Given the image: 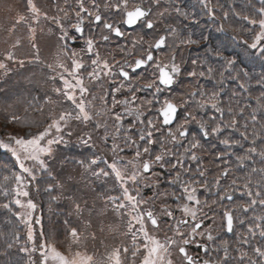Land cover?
Here are the masks:
<instances>
[{"label":"snow or ice","instance_id":"snow-or-ice-1","mask_svg":"<svg viewBox=\"0 0 264 264\" xmlns=\"http://www.w3.org/2000/svg\"><path fill=\"white\" fill-rule=\"evenodd\" d=\"M154 3H159V0H153ZM86 4L88 6H86ZM100 4L96 0H74V4L69 3V0H65L64 7H57L58 13L63 15L49 16L46 11H42L37 6L35 0H27V13L18 14L15 23L9 32H12L17 24H28V31L31 34V39H35V28L31 26L33 23H37L41 17L45 20H51L60 28L61 36L63 40L69 37V33L64 26V22L69 20L71 16L75 17V23L71 24V28L76 32L84 35V22L88 19L91 24L102 25L103 30H107L108 34H102L100 39L104 42L109 41L110 36L114 34L116 37H124L125 33L121 30L120 25H126L128 27L137 26L141 22L144 23V27L151 30L155 27V21L149 19L150 10L145 8L142 3H133L130 6L129 0H116L115 3H104L105 9H114L119 11L121 20L116 22H110L104 19L101 15ZM179 11V9H177ZM211 12L212 10L209 9ZM260 14L259 19H250L248 16H244L243 19L249 20L253 25H258L259 30L254 32L252 36V42L249 47L257 49L258 46L264 47V7L258 10ZM163 12L159 13L163 16ZM227 13L224 14L227 18ZM31 20V23H29ZM174 27L170 28L168 35H174L176 33ZM206 39V38H205ZM20 40L17 39L13 48L19 45ZM197 41L181 40V44H194ZM84 47L79 50H69L67 46H60L56 58L53 63L46 65L48 69L55 73L50 79L55 80L57 77L62 82L61 87H54L53 91L58 95L64 97L65 100L71 102L74 105L73 110L62 109L56 112L54 109L50 110L46 117L42 121L29 122L27 117H21L16 114H11L8 123H26L31 128V124L37 125V131L31 130L24 134H8L6 138H0V149H3L11 154L15 159L16 165L19 167V171L13 172L11 176H5V180L14 181L11 190L8 187L0 184V195L11 196V204H15L20 211H16L13 214L22 223L27 226V240L32 242L34 240L33 220L36 224L40 223L39 217H34L33 212L37 208V204L31 199L29 193V185L37 181L38 175L47 173L49 177L52 176V172L49 169L47 159L50 158L54 151V146L65 143L64 134L71 136V131H68L72 121H78L83 124H87L95 118V116L101 115L99 111L93 112V100L97 99L96 96H92V100L87 99L90 93V85L99 83L102 78H106L109 84L114 85L111 90L104 89V95L99 99L104 103V114H111L115 120V132L112 133L114 142L111 145V152L113 160L107 164V167L111 170L105 171L99 169L98 171L91 172L93 176L109 177L110 175L115 178L121 189V196H102L106 202H110L114 205V210L118 214H122L121 210L128 209L127 216L129 217L126 224V231L122 233L125 237L131 236L132 245L129 247L123 242L114 244L111 247L105 248V252L97 257L94 252H89L83 245L82 233L78 232L76 228H72L69 234V241L65 251H60L56 244L52 240L43 239V232H41V242L38 245H33L31 250L27 247L21 248V251H37L40 252V264H176L173 257V249L180 257V264H230L231 253L229 251V242L223 241L215 251L222 249L223 256L219 259H213L210 255V250L207 244L199 245L202 251L209 258L204 259L202 257L193 256L189 254L187 246L194 243V237L196 235L207 236V241H214V236L211 232L212 225H209V229L203 232L198 231L201 229L203 220L198 217V213H203V206H209L208 201H201L197 195L198 190H209V183L206 179L201 181L199 179L185 180L184 176L191 173L189 167H185L186 160L191 162H197L196 175L203 178L206 173L202 170L200 163L201 158L197 155L196 150L201 148L200 140L195 136L189 140L187 146L182 145V141L188 137L190 123H196L203 136L206 138L210 134L216 135L221 133L223 129H233L239 131L238 125L240 121L237 119V115L233 114L231 107L227 108V113L231 116L229 121L216 122L214 126L206 121L198 120L191 111L184 113V119L178 123L175 129L170 126L175 122L178 116V111L181 108L186 107L190 101H194L196 106L200 109L205 107H211L216 112L223 116L225 109L220 106V92L213 91L207 93L202 87L194 88L187 92L185 95L187 98L181 97V102L177 104L174 99L165 98L160 103V107L156 108L157 119L153 120L151 117L142 119L144 116L143 106L146 105V110H151L154 103L153 100H145L141 105H136L137 92L142 89H155V94H161L165 90L171 91L172 86L176 83V77L181 73V65L176 62L175 53L172 52L165 57L161 58L156 55L158 51L164 48H170L168 44V36L159 35L153 37L151 40H145L143 36L134 38L132 40V47L128 49L126 46H117V50L124 56L135 57L134 59H122L116 60L112 54L102 55L97 48V40L94 35H88L84 38ZM140 45L142 51L136 54V46ZM144 45H147L144 47ZM33 48H36V44H32ZM88 57L90 64L85 60ZM6 60H15L14 52L10 49L5 53ZM39 60V56L36 57ZM70 62V63H69ZM23 64V61H20ZM228 65H232L234 61L228 60ZM193 65L197 64L196 60L192 61ZM91 67V71H87L88 67ZM151 67V79L147 83L140 85L139 88L135 87V84L144 77L136 76L138 70ZM6 68V64L0 61V69ZM86 71L87 81L82 73ZM208 73H212V69H208ZM188 76L194 77L197 75L195 71L187 73ZM204 72H200L199 76L203 77ZM241 88L245 85L241 84ZM123 91H128L131 96L124 97L123 99H117L116 94ZM111 95V107L107 106L106 96ZM199 96L200 99L195 98ZM257 108L253 109L250 114V120L253 126L257 123V112L264 113V93L259 97H256ZM53 101L50 97L44 98V104L39 106H33L32 102H29L28 107L24 109L25 113L29 112V108L34 112H39L41 116H44V110L46 104H52ZM124 106L123 113L115 112L117 106ZM244 108L239 109L238 115H242ZM125 115L134 117L132 123L128 125V128H123L122 121ZM162 118V119H161ZM215 119L214 117L212 118ZM96 128L106 127L99 121L96 123ZM142 126V127H141ZM168 126L166 133L163 132L164 127ZM244 131L240 132V136L243 140L248 141L251 137L250 143L253 145L249 147L246 153L242 156H238L237 160L240 165L243 166L246 160H251L254 155H258L261 161L264 162V147H261L258 151L255 146L257 140L264 139V131L257 133L252 131L249 133L248 124L243 125ZM261 130H264V124H261ZM210 128V132H209ZM123 132V140L125 147H135L134 155L125 159L120 156L119 153L124 151L119 144L115 142L119 139V134ZM135 133V136L130 134ZM159 135V138H154ZM87 135V134H86ZM108 133H105V139H107ZM91 142V136L88 135V139L83 140L84 144ZM220 143L225 146L239 145L241 141L233 140L231 138H224L220 140ZM141 144L143 145L141 147ZM159 144V151L153 154V146ZM180 145L184 147V151L176 154L167 145ZM224 153H218L216 158L222 159ZM175 156V161L166 160V157ZM147 157V158H145ZM101 157H93L88 160L87 163L79 161L78 163L84 168L86 172L91 171L93 165H96ZM107 163V161H105ZM167 169L171 172L174 171L175 175L168 181L169 184L178 185L181 189L179 194L175 192L169 193L167 191L163 193H153V196L143 198L141 195V184L149 186L158 190L159 181L158 173H152L151 176H146L154 166H159L161 169ZM229 169L224 168L215 178L212 187H220V177L227 176ZM260 174V180L253 182L252 174ZM151 181L150 185H147V181ZM136 186L134 188L129 187V183ZM257 190L253 191V185ZM196 185H199V189ZM236 180H232V187H235ZM58 186V185H57ZM243 190L249 197V200L243 204H237L234 208L224 207L220 215L222 229L227 232L234 231V224L238 221L240 224H245L246 220L240 218V213H248L253 211L257 205L262 209L261 213L253 214L250 217L246 232L238 236V241L242 245L250 244V238L259 237L264 238V167L251 169V173L245 179L243 184ZM54 189L53 184H48L46 191H52ZM239 190V189H236ZM135 192V194H133ZM171 196L175 201L176 210L182 213L181 217H176L171 205L162 204L161 213L165 214L170 220H174L175 224L169 225V229L172 235H165L161 240L155 231L150 232L146 226V222H150L154 230L159 229V217L153 211L151 205L156 199L163 197L167 199ZM218 200L211 201V204L216 205L219 201L227 199L233 200V194L231 188H225L222 192L217 193ZM53 200L57 199L56 196L52 197ZM191 202V203H189ZM5 209H10V203H4L0 205ZM77 211L80 210V205L75 204ZM204 219L215 220L216 214L209 218L206 213H203ZM190 218V220L188 219ZM187 232L181 231L182 227L190 225ZM90 227L89 222H85ZM138 226V227H137ZM103 231V229H101ZM92 239L95 240V233H92ZM142 237V242H141ZM13 239L17 242L19 240V234H15ZM6 247L11 249L12 243H7ZM237 253L235 260L236 264H264V247L254 246L251 248V254L243 247L235 248ZM29 264H35L29 256Z\"/></svg>","mask_w":264,"mask_h":264},{"label":"trees","instance_id":"trees-1","mask_svg":"<svg viewBox=\"0 0 264 264\" xmlns=\"http://www.w3.org/2000/svg\"><path fill=\"white\" fill-rule=\"evenodd\" d=\"M220 1L222 0H159V3H154L153 0H129V3L131 5L133 3L145 2V4L151 6L152 17L159 27V29L156 30L164 31L167 34L172 27L177 30L174 35H168V44L171 45V47L167 49V53L174 52L176 54V62L181 65L186 75L190 71H195L197 73L196 76L191 78L192 80L196 81L197 79L203 78L199 76L200 72H204V76L208 75L207 66L209 64L208 58H210V67L212 69V74L210 75V93L214 91L215 87L218 88V82L215 78L219 75L218 71L223 70L224 73L219 76L221 78L220 80L224 83H222V88L218 89H220L221 96H223V98H220L219 100L220 106L224 108L225 111L223 116L217 112L218 118L222 121H229L231 116L227 113V108L231 107L233 109V114L237 115V119L240 121V124L238 125L239 131L234 130L231 135L226 138L239 140L241 143L231 147L227 146L228 151L223 155V159L228 160L226 168L230 171L226 178L221 179L220 185L222 189L228 188L226 182L231 176H233L242 183L240 184V188H243L242 186L245 179H247L251 173V169L253 167H264V162L261 161V158L258 155H254L251 160H246L243 166H241L237 160L238 156L244 155L247 149L253 146L250 143L251 137L248 141H245L240 136V132L245 130L243 125L245 123L248 124L249 133L252 131L261 133L264 131L261 130L260 127L261 124H264V113H256L257 123L254 126L250 120V114L253 112V109L258 107L255 98L264 93V88H262L264 87V70L261 69V67H264V52L257 54L255 51L246 49L243 44L231 47L235 35H225L229 34L225 32L228 31L227 28L240 26L239 23L242 20H236L235 16L237 14L239 15V13L246 12L251 16L255 15L258 7L252 4V2L254 3V0H233L231 3H228L226 0H224L225 3H221ZM35 2L37 5L39 4L42 11H46L50 17L58 14L61 16L63 15V13L57 12V7H64L65 0H35ZM96 2L101 6V14L107 17L109 10L104 8V3L108 2V0H96ZM210 2L214 5L213 10H215L216 7H221L223 11L228 14L227 18L222 20L225 21L226 25L229 27L224 29L222 26L216 24L211 26L210 19L207 18V14L210 13ZM69 3L74 4V0H69ZM90 3L91 0H89V4ZM177 9H179V11H177ZM161 12L164 13L163 16L159 15ZM18 14L28 15L27 0H0V57L5 56L6 51L10 49L14 52L16 57V63L11 64V69L8 74L0 76V138L7 136L10 133L24 134L30 130L32 132L37 131V125L35 123H32L31 128H29V125L26 123H8V120L10 119L11 114L14 113L21 117H27L29 122L33 120L42 121L41 118L43 119L46 117L48 112L53 110L56 105L57 93L53 91V88L61 87L62 85L59 79H50L51 75L40 85H35L34 82L38 74V68H40V66H37L38 60L35 56H40V54H42L43 57L44 52L40 47L44 48L46 46V42L50 40L54 32L56 36H61V32L57 30V25L51 20H45L43 17H41L37 23L31 24L36 31H42V34L38 35L42 46H37V36L34 40L31 39V34L28 31V24H17L15 29L12 32H9V29L12 28ZM229 15H232L230 19H228ZM29 23H31V20H29ZM74 23V16H71L69 20L64 22V26L68 32L72 31L71 24ZM42 37L44 40L41 39ZM189 38L197 41V43L181 44V40H187ZM17 39L20 40V43L13 48L12 46ZM33 43L36 44V48L32 47ZM55 47L51 48L50 51L52 52L55 50ZM220 47L222 49H220ZM242 47L243 50L241 49ZM18 50L21 51L20 55L16 54L18 53ZM222 53H224L225 59L223 61H218V57ZM233 56H237L238 59H232L234 63L228 66L227 61L229 60V57L233 58ZM239 58L244 59L245 61L240 60ZM193 60L197 61L196 65L192 64ZM20 61H23V64H21ZM239 66L241 68L238 70L237 67ZM252 67H254V69H250ZM237 70L239 72V75H237L239 85L232 82L227 73V71H234L238 74ZM255 71H260V74H255ZM245 72H247L246 76L244 75ZM38 82H40V80H38ZM241 84L245 85V87L241 88ZM37 95H39V98H37ZM46 96L50 97L53 103L50 109L44 112L43 117L39 112L32 111L31 108H29L27 114L25 113L24 109L28 107L29 102H32L33 106H39L42 104V101ZM58 100L62 105L67 107L68 110L74 109V105L64 98H59ZM241 108H244V112L242 115H238L239 109ZM211 109L212 108L210 107V110ZM225 134L226 132L223 130L218 134V139L222 138V136L225 137ZM81 146L82 143L78 144L76 142H69L66 148L65 145L61 146L65 151L64 154L61 155V158L67 163L79 164L76 172V178L79 181L78 184L72 185V192L82 194L85 191H89L88 187H90L94 189L95 194L99 196L101 195L100 198L109 195L120 196V188L116 181H113L112 186H110L107 177L95 176L94 180H92L93 177L90 171L86 173V176L90 178V180H87V189L85 188L84 180L87 177L85 178L83 175H78L82 170L81 164L78 163L80 161L79 157L83 154V148ZM255 146L259 151L261 147H264V139L257 140ZM214 151L215 153L224 152L222 146L215 144V138ZM92 152V147L85 149V154L87 155H92ZM75 155H78L79 157ZM94 156L96 157L95 148L92 157ZM48 161L50 171L55 172L56 168H54L53 165H58L57 159L53 157L52 159H48ZM101 163L98 162L96 165H93V170L98 171L99 169H104L105 171H108L103 166L104 164L102 163V165ZM217 164L220 165V162L215 158L216 166L214 165V167L216 176L220 171ZM59 167L60 170H62V166ZM17 171L19 170L15 163V159L8 152L0 149V184L11 190L14 181H6L4 178L5 176H11L13 172ZM62 174L63 173H60L58 178H60ZM252 180L253 182L260 180V174H252ZM48 184H52L51 178L47 173H42L41 175H38L37 181L31 184L28 188L30 198L37 204L38 214L41 217L37 242L34 244H29L24 225L13 214L17 211V208L15 204H11V196L0 195V205L10 203L11 209H5L0 206V264H29V256H31V258L41 257L39 250L34 252L21 251V248L25 247L31 250L33 245H36L38 249V245L42 239L41 232L44 234L43 239L52 240L57 248L61 251H65L69 241V225L76 228L78 232H81L83 237V234H90V237L86 239L87 241L83 239V245L89 252L96 253L98 258L105 252L104 250L106 246L109 247L110 245L121 242L127 244V241H125V238L122 235L125 225H122L120 221L123 220H119L117 216L114 217L111 213H109L108 216L106 214H98L97 206H101L98 201L93 202L86 207L88 210L91 209L93 211L89 216L88 221L87 214H85L84 211L75 212L74 209H71V211L74 212L71 213L70 210H68L69 208H73L69 198H72V195L75 194L60 195L62 200L57 205H54L56 202L52 199L51 193H53V190L55 189L50 192L46 191L45 189ZM109 189H111V192H109ZM256 190L257 188L254 183L253 191L255 192ZM73 199L72 202L74 204L78 203L80 205L77 195H75ZM243 199L244 198L235 196L234 200L229 204V207L235 205V201H242ZM101 201L103 203V198H101ZM261 211V208H258L257 210V207H255L253 211L246 214L240 213V215L247 218L251 213L259 214ZM101 219H104V221ZM123 219H126V217ZM86 221L90 223V227L86 225ZM236 225L237 222L235 223V228ZM109 227H112L113 229V232L110 234L114 237L113 241L111 236H106L104 234H99V236H97L98 230H106ZM84 229H86V231ZM92 233H95V240L92 239ZM15 234H19L18 242L13 239ZM251 239H253L251 244H239V246L248 250L250 254L252 247H264V238L259 237L258 234ZM229 241V251L231 253L230 264H233L234 261H236L235 257L237 253L235 252V248H237V246L236 242L233 244L232 238H230ZM101 242H104L105 247H102ZM7 243H12L13 247L8 249L6 247Z\"/></svg>","mask_w":264,"mask_h":264},{"label":"rangeland","instance_id":"rangeland-1","mask_svg":"<svg viewBox=\"0 0 264 264\" xmlns=\"http://www.w3.org/2000/svg\"><path fill=\"white\" fill-rule=\"evenodd\" d=\"M226 1L228 3H231L233 0H226ZM108 2L109 3H115L116 0H108ZM220 2L222 3V2H224V0H222ZM210 4H211L210 5V9L212 10V12H210L209 14H207V16H208L207 18L210 19L211 26H213L214 24H216V25L222 26V28H224V29L226 27H229V26L226 25L225 21L222 20V19L225 18V16H224L225 12L223 11V9L221 7H216V9L213 10L214 9V5L211 2H210ZM252 4H254L256 7H258V9L256 10L255 15H252L251 16V15H249L246 12L239 13V15L237 14L235 16L236 20L237 21L242 20L239 23L240 26L239 27H230V28H227L228 31H225V32H227L229 34H225V35L226 36L227 35H229V36L235 35V38L233 39V43L231 41V43H232L231 47H233V46H239L240 44H243V45H245V48L246 49L251 50V51H255L257 54H260V53L264 52V47L258 46L257 49H252V48L249 47V44L252 42V36L254 35V32L259 30L258 25L251 24L249 22V20H245V19H243V17L244 16H248L250 19H259L260 18V14H259L258 10L261 7H264V0H254V3L252 2ZM37 6L40 7L39 4ZM226 8H228V7H226ZM108 10H112L114 12H118L119 13V11H116V10L111 9V8H109ZM231 16L232 15H229L228 16V19H230ZM85 20L88 21V19H85ZM88 24L86 25V36H88V35H94V38L96 40H98L99 35H102L103 34V33L98 34V32H100L101 29H99V28H97L95 26H94L95 27L94 28L93 27V24H91L90 22ZM57 30L60 32V28L58 26H57ZM39 34H42V31L41 30L39 32L38 31L35 32V37L37 36L36 37V43H37V46H39V45L42 46L41 45V42L39 41V38H38V35ZM41 39L44 40L43 37ZM67 40H68L67 38L61 40L60 37L56 36V34L54 32L52 34V37L50 38V40H48L46 42V46L44 48L43 47H40V49L44 52V55H43V57H42V54H40V56L38 55L39 56V60L37 61L38 62V65L37 66H40V68H38V74H37V76L35 78V81H34L35 82V85L36 84H39L40 85L42 82H44V80L48 76L51 75V77H52V76L55 75V73L52 72L50 69H48L46 67V65L49 64V63H53L54 62V60L56 58V55H57L58 51L60 50L59 49L60 46H66ZM81 44H82L81 47H84L85 46L84 45V40H83V42ZM53 47H55V50H53L51 52L50 49L53 48ZM97 48H99L98 47V44H97ZM220 49H222V48L220 47ZM241 49L243 50V47ZM223 50H226V49H223ZM16 54L17 55H20L21 54V51L18 50V53H16ZM222 54L224 55V53H222ZM222 54L219 55L218 61H220V58H221ZM35 57H37V55ZM232 59H238V58H237V56H233V58L229 57V60H232ZM239 59L240 60H244V59H241V58H239ZM0 61H3L6 64V68L0 69V76L7 75L8 72H9V70L11 69V67H10L11 64L16 63L15 60H6L5 59V56L0 57ZM87 61H89L88 60V57H87ZM89 64H90V62H89ZM237 68L239 70L241 67L239 66ZM250 69H254V67H252ZM261 69L264 70V67H261ZM238 70H237V73L238 74H236L234 71H231V72H228L227 71L230 80L232 82H235L237 85H239V83H238V76H237V75H239ZM87 71H91V67L90 66L87 68ZM225 72H226V67H225ZM222 73H224L223 70H219L218 71V74L219 75H221ZM246 73L247 72L244 73L245 76H246ZM254 73L255 74H260V71H255ZM34 75H36V74H34ZM82 75H84V77H85V82L88 83L87 76H86V71H84L82 73ZM219 75H217V78H215V79L218 82V88H222V83H224V82H222V80H220L221 78H220ZM210 78H211V76H210ZM58 79L59 78L57 77L56 80H58ZM263 79H264V77H263ZM38 80H40V82H38ZM60 83L62 84L61 81H60ZM111 87H114V85L109 84V82H108V80L106 78H102L99 81V83H95L93 85H90V93H91V95H89L87 97V99L92 100V96L93 95L97 97V99L93 100V102H92L93 103V108L91 109V111H93V112L99 111L101 113V115L95 116V118L93 119V121L87 123L86 125L83 124V123H81V122H78V121H72L71 124H70V127L68 129V131H71L72 135L69 136V135H67V132H65V134H64L65 143H61V144H58V145H55L54 146L53 154H52V156L50 158H48V159H52L54 157V158L57 159V163H58V165H53V167L56 168V171L55 172H52V176L50 177L51 180H52V184L54 185V189H55V190H53V193H51V194H52V197L53 196H56L57 197V199L54 200L56 202V204H54V205H57L62 200V197H60V195H64V194H67V195H69V194H75V195H77L78 196V202L80 203V206H81L79 211H84V213L87 214V220L88 221H89V216L93 213V211L91 209L88 210L86 207H88L89 204L98 201L101 206H97V213L98 214H106L107 216L109 215V213H111V215H113L114 217L117 216V218H119V220L120 219L123 220V221H120V223L122 225L123 224L125 225V228H124V231H123V232H125L126 231V224H127L128 219H129V217L127 216L128 209H123V210H121V213L122 214H118L114 210V205L113 204H111L110 202H106L104 199H103V203H102L101 198H100L101 195L99 196V195L95 194L94 193V189L93 188H90V187H88L89 191H85L82 194L81 193L72 192V190H71L72 185L73 184L74 185L78 184V181H79L76 178V172H77V168H78L79 164L67 163L65 160H63V158H61V155L64 154V152H65L61 146H64L65 145V148H66L67 147V144H69V142H76L78 144L79 143H82V146H81L83 148L82 149L83 154L81 156L82 158L79 157L78 155H75V156H77V157L80 158V161H84L85 163H87L89 159L93 158L92 155H93V152H94V148L97 151H98V149H100L102 151L103 156L105 158V161H107V163H106V165L105 164L103 165L101 163V161L99 163H101L109 172L111 171L107 167V164L111 163L112 160H113V155H112V152H111L110 149H111V145L114 142V140H113V138L111 137L110 134H112L114 132V129H115V120H114V117L111 114H104V107H105V105L99 99L100 96H103L104 95V89H107L110 92ZM61 88H62V85H61ZM218 88L215 87L214 91L221 92L220 89H218ZM262 88H264V87H262ZM37 98H39V95H37ZM59 98L60 99H63L64 97L61 96V95L56 94L57 101H56V105L54 106V110L56 112H59L62 109L68 110L67 107H65L64 105H62L59 102V100H58ZM116 98L117 99H122L121 93L116 94ZM220 98H223V96H221V93H220L219 100H220ZM34 99H35V96H34ZM105 99L107 100V106L108 107H111L112 96L111 95H108V96L105 97ZM150 100H152V99H150ZM42 104H44V99L42 101ZM51 106H52V104H46L45 105L44 112H46L47 110H49ZM118 107H120V106H117L115 108V110H114L115 112H119L117 110ZM70 110H72V109H70ZM213 117L215 118L214 120L212 119ZM41 120H43V119L41 118ZM97 121H99L102 125H106V127L96 128L95 125H96ZM210 121L213 122V125L216 122H221L222 121V120H220L218 118V113L215 111V109H211L210 110ZM223 130L226 132L225 137L222 136V138L218 139L219 138V135H218L219 133H218V134L215 135L214 138H215V144L222 146V149L224 151L222 153L225 154V152L228 151L227 149H228L229 146L227 147V146L221 144L220 143V140L226 138L227 136H230L231 133L234 130L233 129H223ZM106 132L108 133L107 139H105V133ZM88 135L91 136V142L89 143V146L93 148L92 155L85 154V149H87L88 144H84L83 143V140L88 139ZM6 137L7 136H4L2 138H6ZM107 142L108 143L111 142V143L110 144H107ZM115 142L117 143L116 140H115ZM216 154H218V153H215V155ZM119 155L122 156V157H124L125 159L129 158V156L127 155V151H124V153H121L120 152ZM223 158H224V156L222 157V159H218L219 162H220V165L217 164V166H218V168L220 170L218 172V174L220 172H222V170L224 168H226V165H227V162H228V160L223 159ZM48 159H47V163H49ZM59 166H62V170H60V167ZM81 169L82 170L80 171V173L78 175H81V176L83 175V177L86 178L87 177L86 176V173L87 172L84 170L83 167H81ZM18 170H19V167H18ZM91 172H94L93 168H91L90 173ZM60 173H63V174H62V176L60 178H58V175ZM39 175H41V174H39ZM92 177H93L92 180H94L95 176L92 175ZM107 178L109 179L110 186H112V182L115 181V178L113 176H111V175L109 177H107ZM234 179L236 180V185H235V187H232V180H234ZM87 180H90V178L87 177L84 180V185H85V188L86 189H87ZM146 184L149 185L148 182H146ZM240 184H242V183L239 180H237L236 178H234L233 176H231L227 180V182H226V185L228 186V188H231L232 193L235 196H238L240 198H244L242 201H238V200L235 201L234 202L235 205L246 203L249 200V197H247V195H246L245 191L243 190V188H240ZM29 187H30V185H29ZM129 187H130V189L131 188H134V185H132L131 182H130L129 183ZM140 188H141V195H142V197L143 198H147L145 195L142 194V192H143L144 189H142L143 187H141V185H140ZM236 189H239V190H236ZM109 192H111V189H109ZM133 194H135V192H133ZM75 195H72V196L74 197ZM73 197L72 198H69V201H70L71 206L73 208H69L68 210H70L71 213H74V212L71 211V209H74L75 212H79V211L76 210L75 206H73V205H75L72 202V200H74ZM214 200H218V198H216ZM167 201H168V199H165L163 197H160L159 199H156L151 205H149L150 207H152L153 211L159 217V224H160L159 229L154 230L152 228L150 222H146V226L148 227L149 231L150 232L155 231V234L161 240L164 239V236L166 234L169 235V236L172 235V232L169 229V225L175 224V221L174 220H170L165 214L161 213V206H162V204H167ZM225 202H226V200L219 201L218 204L214 205V213L213 214H210L211 217H213V215L216 214L215 220H213V219L210 220V222L212 224V227L211 228L213 230L214 237L216 239L219 238L220 236H222V234L224 232V230L222 229L221 220H220V215L222 214V210L223 209L220 207V205H225L228 208H234L235 207V205L229 207V205L227 203H225ZM258 206L259 205L256 206L257 207V210H258V208H260ZM16 208H17V211H20V209L17 206H16ZM33 216L34 217H39L40 218V223L39 224H36L35 221L33 220L34 240L32 242H29L28 241L29 244L36 243L37 242V238H38V231H39L40 225H41V217L38 214V207L33 212ZM252 216H253L252 213L247 218L246 217H243L242 215H240V218L241 219H245L246 220V223L245 224H240L237 221V225H236V228H235L234 235L231 237L233 239V244H235V242H236L237 248L240 247L239 246L240 243L238 241V236L240 234H243V233L246 232L248 223L251 222L249 218L252 217ZM125 217H126V219H123ZM101 220L104 221V219H101ZM22 224L25 227L26 236H27V226L24 223H22ZM72 228H74V227H72L71 225H69V230L70 231H71ZM84 230L86 231V229H84ZM181 231L185 232V230H183V229H181ZM112 232H113L112 227H109L108 229L103 230V231H101V229H100V230H98L97 236H99V234H104L106 236H111L110 234ZM83 235H84V237H86V239L90 237V234H88V235L83 234ZM111 237H112V241H113L114 237L113 236H111ZM124 238H125V241H127V244L129 245V247H131V245H132L131 236H127V237L124 236ZM86 239H85V241H87ZM227 241L230 243L229 239ZM141 242H142V237H141ZM252 242H253V239L250 238V244ZM101 245H102V247H105L104 242H101ZM111 246L112 245H110L109 247H111ZM39 254H40V252H39ZM222 256H223V254H222ZM173 257H174V259L176 261V264H180V257L176 253L175 249H173ZM40 259H41V257L31 258V260L34 261L35 264H40ZM233 264H236V261H234Z\"/></svg>","mask_w":264,"mask_h":264},{"label":"flooded vegetation","instance_id":"flooded-vegetation-1","mask_svg":"<svg viewBox=\"0 0 264 264\" xmlns=\"http://www.w3.org/2000/svg\"><path fill=\"white\" fill-rule=\"evenodd\" d=\"M149 19H151V18L149 17ZM117 20L119 21V18H117ZM122 26H124V25H122ZM122 31L125 33L124 37H115L110 42V43L115 44V48H117V46H121V47L126 46L128 49H131L132 40L134 38H138L139 36H143L144 39L147 41V40H151L153 37H158L159 35H162V33L160 31H156V27H154L151 30L145 28L143 22H141L133 30H122ZM110 38H111V36H110ZM78 42H81V41H78ZM70 44H74V41L71 40ZM146 46L147 45H144V47H146ZM69 47H72V46H69ZM140 51H142V47L140 45H137L136 49H135L136 54H139ZM168 54H170V53H167L165 48L156 53V55L160 56L161 58L165 57ZM134 58H135L134 56L133 57L124 56L120 52L115 54L116 60L134 59ZM209 68H210V63L207 66V70ZM151 71L152 70H151L150 66L147 67L146 70H144V69L138 70L135 75L136 76L142 75L144 78L139 80L138 83L135 84V87L139 88L140 85L147 83L148 80L152 78L151 77ZM191 78L192 77H190L184 73V71L181 67V73L178 74V76L176 77V79L178 80L177 88H176V90L178 89L177 90L178 97H177V100H175L174 102H176L177 104H179L181 102V100H180L181 97L187 98L185 94L194 88L202 87L205 92L210 93V74L209 73L206 77H203L201 79H197L196 81L192 80ZM193 83H194V85H193ZM170 92L168 90H165L161 94H155V89H142V90L138 91L137 92V100L135 101L136 105H141L142 102L145 100L152 99L154 101L150 111L146 110L147 109L146 105L143 106L142 110H144V116L142 117V119H147V118L151 117L153 120H156L157 119V113H156L155 109L160 107V103H157L156 101L162 102L166 98V95L169 94ZM121 95H122V99H123L126 96L130 97L131 93L128 91L122 90ZM195 99L199 100L200 97L197 96ZM123 108H124V106H122V105L117 108L119 113H123ZM186 111H191L192 114L195 115L198 120H203V121H206L209 124H211V122H210V107H205L203 109H200L196 106L194 101H190V103L186 107L179 109L177 119L170 126L171 128L175 129L176 125L178 123H180L185 118L184 113ZM133 119H134V117L125 115V118L122 121L123 128L127 129L128 125L132 123ZM188 128H189L188 137L182 141V145L187 146L189 143V140H191L193 136H195L196 138H198L200 140L202 147L197 149L196 152H197V155L201 158L200 163L202 165V170L205 171L206 175L203 178L196 175L197 162H191V161L186 160L185 167H189L192 171H191V173L185 175L184 179L185 180H188L190 178L191 179H199L201 181V183L203 182L204 179H206L208 181L209 190L200 189V190H198L197 195L202 202L205 200L208 201L209 206H203L202 205L203 213H206L207 216L209 218H211L210 214L214 213V205L211 204V201H213L215 199V197L217 196V193H219L221 191L220 188H218V190H215V187H212V185L214 183V178H215V174H214V162H215L214 135L210 134L208 137L205 138L203 136L199 126L194 122L190 123L188 125ZM167 130H168V127H164L163 132L166 133ZM114 132H115V129H114ZM209 132H210V128H209ZM130 134L135 136V133H130ZM110 135L112 137V134H110ZM159 135L160 134H157V136L154 138L158 139ZM116 141H117V144H119L120 147L124 149V151H127V155L129 156V158L134 155L135 147H125L124 140H123V132H121L119 134V139H116ZM110 143H108V144H110ZM142 146L143 145L141 144V147ZM167 146L169 148H171L172 151L176 154H179V153L184 151V147L180 146V145L168 144ZM159 149H160L159 144L154 145L153 146V154H155V152L159 151ZM124 151H122L121 153H124ZM145 158H147V157H145ZM166 160H170V161L174 162L175 156L166 157ZM153 172L160 174L158 176L159 188L157 190L155 188L145 186V184H141V187H143L142 189H144L142 192L143 195H145L146 197H151V196H153L154 192H157V195H159V193H163L165 191H167L169 193L175 192L176 194H179L181 192V189L178 185H172V184L168 183V181L171 179V177L175 175V172L174 171L170 172L167 169V164L165 166V169H161V168H159V166H154L153 169L149 173H146L145 175L151 176ZM147 182L149 185L152 183L151 181H147ZM196 186L199 189V185H196ZM134 187H136V186H134ZM167 199H168L167 204L172 206V209L174 211V215L176 217H181L182 213L179 210H176V204L178 203V201H175L171 196H169ZM189 203H191V202H189ZM203 213H198V217L204 221L201 229L198 230L200 232H203L206 229H209V225H212L210 222L211 219H204ZM188 219L190 220V218H188ZM190 226H191V221H190L189 226L183 227L181 229H183V230H185V232H187L189 230ZM211 232H212V235L214 236L212 228H211ZM190 239H194L195 242L187 246L189 254H191L193 256L198 255L199 257H202L204 259L209 258V256H206L205 253L202 251L201 247L199 246L202 244H207V246L210 250L211 258H213V259L218 258V255L216 256V254L219 251H215V249H217V248H215V241H207L206 235H204V236L196 235L194 237H190Z\"/></svg>","mask_w":264,"mask_h":264},{"label":"water","instance_id":"water-1","mask_svg":"<svg viewBox=\"0 0 264 264\" xmlns=\"http://www.w3.org/2000/svg\"><path fill=\"white\" fill-rule=\"evenodd\" d=\"M133 27H134V26H133ZM130 28H131V27H130ZM226 233H227V234H231V232H227V231H226Z\"/></svg>","mask_w":264,"mask_h":264}]
</instances>
